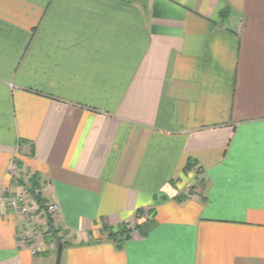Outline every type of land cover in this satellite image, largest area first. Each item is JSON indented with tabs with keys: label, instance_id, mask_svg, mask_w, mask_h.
<instances>
[{
	"label": "crops",
	"instance_id": "0c3cea01",
	"mask_svg": "<svg viewBox=\"0 0 264 264\" xmlns=\"http://www.w3.org/2000/svg\"><path fill=\"white\" fill-rule=\"evenodd\" d=\"M32 177L61 264H264V0H0V194ZM24 222L0 264H56Z\"/></svg>",
	"mask_w": 264,
	"mask_h": 264
},
{
	"label": "built area",
	"instance_id": "2783aa9c",
	"mask_svg": "<svg viewBox=\"0 0 264 264\" xmlns=\"http://www.w3.org/2000/svg\"><path fill=\"white\" fill-rule=\"evenodd\" d=\"M7 193L9 195L0 194V208L10 207L25 218L18 232V240L22 246L30 249L33 256H37L42 247L47 249L50 246L45 240V233L49 229L48 218L54 221L57 219L60 205L46 200L45 209L41 210L33 196H27L26 191H18L17 188L12 187ZM41 216L44 219L43 222L40 221ZM60 236L64 237V231L60 233Z\"/></svg>",
	"mask_w": 264,
	"mask_h": 264
},
{
	"label": "trees",
	"instance_id": "16d2710c",
	"mask_svg": "<svg viewBox=\"0 0 264 264\" xmlns=\"http://www.w3.org/2000/svg\"><path fill=\"white\" fill-rule=\"evenodd\" d=\"M225 13V11H223ZM194 161L189 160L186 171L191 170L194 167ZM20 184L24 186V188L27 189V191L33 196V198L36 200L37 204L39 205L40 209H45V203L46 199L43 197L41 189L39 187V183L36 179V177H32L29 179V182L26 183L23 180L19 181ZM187 199L186 195H181L177 197V200L179 202L184 201ZM151 210H148L147 213H150ZM145 213L144 209L143 211H140V215L143 216ZM48 231L45 233V240L47 243L51 242H58L59 245L67 246L72 243H70L67 240H64L65 237L60 236V233L63 232L62 228L57 225V223L52 219L48 218ZM103 231L108 233V238L113 240L119 249L123 247V244L131 237L132 228L128 227L127 224L124 225V227H121L119 230L114 231L112 227L109 225L103 226Z\"/></svg>",
	"mask_w": 264,
	"mask_h": 264
},
{
	"label": "water",
	"instance_id": "95a60500",
	"mask_svg": "<svg viewBox=\"0 0 264 264\" xmlns=\"http://www.w3.org/2000/svg\"><path fill=\"white\" fill-rule=\"evenodd\" d=\"M63 248H64L63 245H60L59 246V249H58V258H57L56 264H61V257H62Z\"/></svg>",
	"mask_w": 264,
	"mask_h": 264
},
{
	"label": "rangeland",
	"instance_id": "374dc122",
	"mask_svg": "<svg viewBox=\"0 0 264 264\" xmlns=\"http://www.w3.org/2000/svg\"><path fill=\"white\" fill-rule=\"evenodd\" d=\"M27 196H32V195L27 191ZM145 216H146V217H145ZM148 217H149V215L146 214V215H144L143 218H144V219H147ZM43 220H44V219H43V217L41 216V220H40V221L43 222ZM44 224H45V221H44ZM102 236H104V235H103V234L100 235V237H99L100 240H102ZM92 239H94V238H92ZM42 251H43V247L41 248V251H40L39 253H41ZM39 253H38V254H39Z\"/></svg>",
	"mask_w": 264,
	"mask_h": 264
}]
</instances>
